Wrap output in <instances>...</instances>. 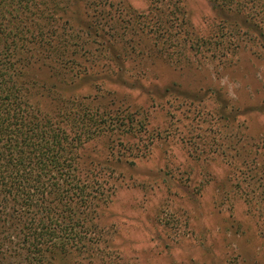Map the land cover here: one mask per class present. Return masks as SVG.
Instances as JSON below:
<instances>
[{"label": "rangeland", "instance_id": "rangeland-1", "mask_svg": "<svg viewBox=\"0 0 264 264\" xmlns=\"http://www.w3.org/2000/svg\"><path fill=\"white\" fill-rule=\"evenodd\" d=\"M50 1L18 82L114 126L76 152L110 195L54 264H264V0Z\"/></svg>", "mask_w": 264, "mask_h": 264}, {"label": "trees", "instance_id": "trees-1", "mask_svg": "<svg viewBox=\"0 0 264 264\" xmlns=\"http://www.w3.org/2000/svg\"><path fill=\"white\" fill-rule=\"evenodd\" d=\"M212 1L229 10L239 5ZM49 3L0 0V264H54L80 251L79 244L90 242L88 217L110 195L76 163L80 145L113 131L110 117L81 109L71 114L66 104L58 122L44 118L18 82V67L29 58L16 55L26 44L56 48L53 30L41 27L51 21Z\"/></svg>", "mask_w": 264, "mask_h": 264}]
</instances>
